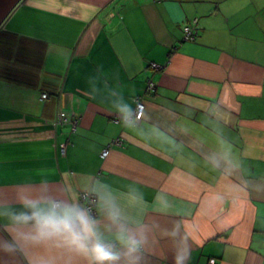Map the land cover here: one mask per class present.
<instances>
[{
    "label": "crops",
    "instance_id": "crops-1",
    "mask_svg": "<svg viewBox=\"0 0 264 264\" xmlns=\"http://www.w3.org/2000/svg\"><path fill=\"white\" fill-rule=\"evenodd\" d=\"M0 37V189L134 185L179 226L187 264H264V0H25ZM149 81L141 127L124 128L107 92L135 109ZM151 240L144 264H173V240Z\"/></svg>",
    "mask_w": 264,
    "mask_h": 264
},
{
    "label": "clouds",
    "instance_id": "clouds-1",
    "mask_svg": "<svg viewBox=\"0 0 264 264\" xmlns=\"http://www.w3.org/2000/svg\"><path fill=\"white\" fill-rule=\"evenodd\" d=\"M106 102L124 128L141 127L142 114L122 94L109 90ZM227 156L206 159L220 167ZM82 192L46 178L0 189V264H144L153 231L173 240V264H187L191 245L179 226L151 219L134 185L121 191L93 178Z\"/></svg>",
    "mask_w": 264,
    "mask_h": 264
},
{
    "label": "built area",
    "instance_id": "built-area-1",
    "mask_svg": "<svg viewBox=\"0 0 264 264\" xmlns=\"http://www.w3.org/2000/svg\"><path fill=\"white\" fill-rule=\"evenodd\" d=\"M197 32L198 31L195 29V27H191V26L190 27L189 26L185 27L184 28V40L185 41H193L195 39V36H196ZM150 67L153 68L154 70H161L162 69V66L161 65H159L157 63H154V62H152L150 64ZM154 90H156V85L153 82L149 81L147 91H150L151 92V91H154ZM46 97H47L46 95L43 96L44 99ZM135 103H136L135 109H137L142 114V116L144 117V113H145L146 106H145L143 97H138L135 100ZM117 121L119 122V120H117ZM67 122H69V121L66 119V116L62 113L58 117V119L56 120L55 123L57 125H62V124H65ZM78 123L79 122H78L77 119H72L70 121V124H73V129L78 125ZM113 144L120 146L122 144V141H121V139H118L116 142H113L112 144H110L108 146V148L105 149L103 151V153H102V156L104 158H107V156L109 155L110 150H111ZM61 146H62L61 147L62 152L65 154L66 153V144H62ZM81 195H83V193ZM210 264H214V261H211Z\"/></svg>",
    "mask_w": 264,
    "mask_h": 264
},
{
    "label": "water",
    "instance_id": "water-1",
    "mask_svg": "<svg viewBox=\"0 0 264 264\" xmlns=\"http://www.w3.org/2000/svg\"><path fill=\"white\" fill-rule=\"evenodd\" d=\"M25 0H0V30Z\"/></svg>",
    "mask_w": 264,
    "mask_h": 264
},
{
    "label": "trees",
    "instance_id": "trees-1",
    "mask_svg": "<svg viewBox=\"0 0 264 264\" xmlns=\"http://www.w3.org/2000/svg\"><path fill=\"white\" fill-rule=\"evenodd\" d=\"M186 27H187V26H186ZM195 29H196V28H195ZM196 30H197V29H196ZM183 31H184V30H183ZM197 31H198V30H197ZM197 34H198V32H197ZM197 34H196L195 39H194L193 41H187V42H195L196 39H197V38H196V37H197ZM1 39H2V38L0 37V40H1ZM151 63H152V62H151ZM151 63H150V64H151ZM154 63H155V62H154ZM151 82H152V81H151ZM148 83H149V82H148ZM153 83H154V82H153ZM154 84H155V83H154ZM155 85H156V84H155ZM147 88H148V84L146 85L145 94H142V95L137 96L136 99H137L138 97H143V100H144L145 95H151L152 93H154V92L156 91V90H154V91H151V92H150V91H147ZM136 99H135V100H136ZM211 261H214V264H215V262H216L215 259H211L210 262H211ZM210 262H209V263H210Z\"/></svg>",
    "mask_w": 264,
    "mask_h": 264
}]
</instances>
